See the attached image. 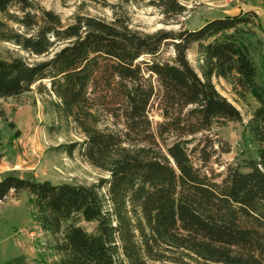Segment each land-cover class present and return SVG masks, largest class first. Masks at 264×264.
I'll use <instances>...</instances> for the list:
<instances>
[{
  "label": "trees",
  "instance_id": "16d2710c",
  "mask_svg": "<svg viewBox=\"0 0 264 264\" xmlns=\"http://www.w3.org/2000/svg\"><path fill=\"white\" fill-rule=\"evenodd\" d=\"M123 1L173 15L185 10L176 0ZM0 15L25 28L12 31L0 18V40L46 56L0 57V99L32 90L47 96L46 107L83 136L60 148L69 155L79 148L107 175L89 185L11 172L0 178V202L11 189L30 194L35 220L53 238L56 264H264V87L239 39L254 34L253 17L222 16L195 29L142 35L121 17L78 15L62 27L57 14L33 0H0ZM194 44L200 74L187 57ZM166 45L170 58L162 57ZM213 77L258 103L247 122L258 156L229 165L220 182L192 161L196 134L242 121ZM154 100L162 118L155 125ZM82 221L95 222L94 229Z\"/></svg>",
  "mask_w": 264,
  "mask_h": 264
},
{
  "label": "rangeland",
  "instance_id": "374dc122",
  "mask_svg": "<svg viewBox=\"0 0 264 264\" xmlns=\"http://www.w3.org/2000/svg\"><path fill=\"white\" fill-rule=\"evenodd\" d=\"M33 1L39 8L57 14L62 27L73 23L78 15L105 21L121 17L131 30L142 35L158 30L195 29L209 19L222 16L249 15L254 19L250 24L254 34L241 33L239 39L249 48L258 70L256 81L264 87V0H176L185 9L180 15H173L147 2ZM16 13L22 14L18 11ZM0 18L10 30L25 31L23 26L14 21L1 15ZM172 55L171 47L166 45L162 57L170 58ZM0 57H21L27 62L46 58L44 55H32L14 43L3 40H0ZM187 57L200 74V56L195 44L188 49ZM212 81L217 90L239 109L242 116L241 122H229L223 127L215 126L210 131L196 134L191 145L196 147L192 154L194 166L212 181L220 182L229 165H243L246 159L258 156L257 145L247 127L252 110L258 103L251 95H247L245 100L240 99L233 92L231 84L223 78L213 77ZM153 83L157 86L156 81L153 80ZM46 98L32 90L19 97L0 99V151L3 153L0 158V178L11 172L38 181L89 185L106 177V173L85 161L79 148H75L70 155L60 148L59 145L81 141L83 136L73 125L57 118L49 106L46 107ZM149 115L154 125L162 120L157 100L153 101ZM9 121L14 123L15 128H9ZM206 156L207 160H201V157ZM7 196L6 200L0 202V264H56L58 256L53 238L35 220L28 191L17 193L11 189ZM80 225L92 231L95 222L82 221Z\"/></svg>",
  "mask_w": 264,
  "mask_h": 264
},
{
  "label": "crops",
  "instance_id": "0c3cea01",
  "mask_svg": "<svg viewBox=\"0 0 264 264\" xmlns=\"http://www.w3.org/2000/svg\"><path fill=\"white\" fill-rule=\"evenodd\" d=\"M15 167H16V165L15 164H13Z\"/></svg>",
  "mask_w": 264,
  "mask_h": 264
}]
</instances>
